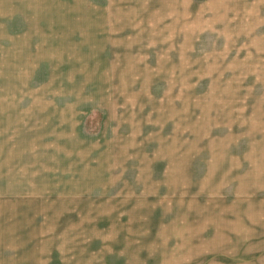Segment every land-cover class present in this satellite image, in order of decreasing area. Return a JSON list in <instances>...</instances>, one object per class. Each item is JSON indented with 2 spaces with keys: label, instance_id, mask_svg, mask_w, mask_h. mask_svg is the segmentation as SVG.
Here are the masks:
<instances>
[{
  "label": "rangeland",
  "instance_id": "obj_1",
  "mask_svg": "<svg viewBox=\"0 0 264 264\" xmlns=\"http://www.w3.org/2000/svg\"><path fill=\"white\" fill-rule=\"evenodd\" d=\"M0 264H264V0H0Z\"/></svg>",
  "mask_w": 264,
  "mask_h": 264
},
{
  "label": "crops",
  "instance_id": "obj_2",
  "mask_svg": "<svg viewBox=\"0 0 264 264\" xmlns=\"http://www.w3.org/2000/svg\"><path fill=\"white\" fill-rule=\"evenodd\" d=\"M250 29H251V28H249V30H250ZM139 153H140V152H139ZM174 162H175L176 164H179V166L177 165L175 169H172V168L168 167L169 170H170V173H169V174H171V175H170V178H171L170 180H171L173 183H175L177 187L181 186V184H178V182H180V180H181V182H182V186L184 187V186H185L184 181H185V179H186V175L183 174V173L186 172V169H185V167H183V165H184V163H185L186 161H184V159H183L182 156H177V158L175 159ZM143 172H144V171H143ZM172 179H173V180H172ZM167 183H168V184H172V183H170V182H167ZM181 193H182V194H183V193L185 194V191H182Z\"/></svg>",
  "mask_w": 264,
  "mask_h": 264
},
{
  "label": "bare ground",
  "instance_id": "obj_3",
  "mask_svg": "<svg viewBox=\"0 0 264 264\" xmlns=\"http://www.w3.org/2000/svg\"><path fill=\"white\" fill-rule=\"evenodd\" d=\"M178 166H179V164H178Z\"/></svg>",
  "mask_w": 264,
  "mask_h": 264
}]
</instances>
